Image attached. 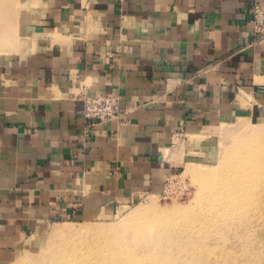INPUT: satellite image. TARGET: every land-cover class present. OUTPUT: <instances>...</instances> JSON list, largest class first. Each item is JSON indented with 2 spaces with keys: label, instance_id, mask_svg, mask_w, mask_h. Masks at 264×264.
I'll list each match as a JSON object with an SVG mask.
<instances>
[{
  "label": "crops",
  "instance_id": "1",
  "mask_svg": "<svg viewBox=\"0 0 264 264\" xmlns=\"http://www.w3.org/2000/svg\"><path fill=\"white\" fill-rule=\"evenodd\" d=\"M23 1L0 59V264L48 223L162 193L177 133L264 116V0ZM106 93L125 115L85 136L83 95Z\"/></svg>",
  "mask_w": 264,
  "mask_h": 264
},
{
  "label": "rangeland",
  "instance_id": "2",
  "mask_svg": "<svg viewBox=\"0 0 264 264\" xmlns=\"http://www.w3.org/2000/svg\"><path fill=\"white\" fill-rule=\"evenodd\" d=\"M23 3L0 0V59L19 48ZM193 134L172 139L166 159L180 167L162 193L48 223L2 264H264V116ZM189 165L210 171V194L185 174ZM250 186L256 203L233 198ZM200 220H213L212 228Z\"/></svg>",
  "mask_w": 264,
  "mask_h": 264
},
{
  "label": "built area",
  "instance_id": "3",
  "mask_svg": "<svg viewBox=\"0 0 264 264\" xmlns=\"http://www.w3.org/2000/svg\"><path fill=\"white\" fill-rule=\"evenodd\" d=\"M250 14L255 37L264 38V4L256 3L250 10ZM83 103V117L86 122L85 136H88L98 124L122 119L125 115V110L122 108V98L118 95L106 93L89 96L84 94Z\"/></svg>",
  "mask_w": 264,
  "mask_h": 264
},
{
  "label": "bare ground",
  "instance_id": "4",
  "mask_svg": "<svg viewBox=\"0 0 264 264\" xmlns=\"http://www.w3.org/2000/svg\"><path fill=\"white\" fill-rule=\"evenodd\" d=\"M207 171L206 172H203L200 169L198 170V167H196L194 165H189L187 167L186 171H185V174L186 175L194 178L195 183H197V186L200 188V190L202 189L201 192L200 191L199 192L202 193V191H203V193H206V195L210 194L211 190L213 189V186H210L212 175L210 174V171H208V172ZM236 186H239V185L237 184ZM252 188L253 187H251V186L250 187H246V188L239 187L238 188V191H239V189L240 190L242 189L243 193L242 192L240 194L237 193L238 196L235 194L234 195L235 197L233 196V198H236L237 197V198L243 199L246 196H248L247 197V203H251V202L256 203V201H257V199H256L257 191H255L254 194H251L252 191H253ZM257 213L258 212L255 211L254 214L256 215ZM213 222H214L213 220H209L207 222H205L204 220H200V224L203 225L201 228H205L206 226H208L209 227L208 230H209V229L212 228ZM65 231L66 230H64V229L63 230H59L58 233L59 232L60 233H63ZM68 231H70V230H68ZM65 233H67V232H65ZM31 242L32 241H30V243H27L26 245H31L32 244Z\"/></svg>",
  "mask_w": 264,
  "mask_h": 264
}]
</instances>
